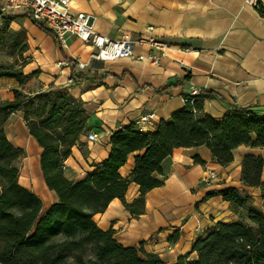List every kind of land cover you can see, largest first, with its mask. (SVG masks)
<instances>
[{
  "label": "crops",
  "instance_id": "obj_1",
  "mask_svg": "<svg viewBox=\"0 0 264 264\" xmlns=\"http://www.w3.org/2000/svg\"><path fill=\"white\" fill-rule=\"evenodd\" d=\"M255 9L245 0H69L73 11L92 16L93 29L116 40L145 36L168 44L158 63L137 58L98 60L95 48L73 35L58 43L52 34L40 29L28 17L17 16L14 28H25L29 62L23 73L38 70L27 85L33 88L69 87L81 99L88 115L81 146L74 145L65 159L67 178H80L104 160L110 151L109 137L120 128L135 124L143 132L156 130L161 120L181 108L188 95L207 89L220 98L205 99L204 112L219 120L229 105L247 107L264 115V0ZM134 53L147 56L160 53L148 43H137ZM88 80L71 77L72 63ZM18 82L0 78V102L13 98ZM151 113L139 123L142 115ZM6 138L22 148L18 183L33 191L43 208L57 200L43 179L40 168L41 148L27 130L23 113L16 110L3 124ZM94 132L95 141L86 134ZM137 153L128 155L119 169L128 177ZM246 154L264 157V147L239 145L228 165L218 164L205 146L177 147L163 162L166 178L161 186L148 190L144 211L131 215L118 198L112 199L93 219L102 230L113 229L115 239L124 246L142 247L157 254L165 264L191 252L194 240L211 231L218 221L238 220L244 210L256 208L264 213V200L258 188L245 186L240 179L241 161ZM197 155L204 164L196 163ZM205 167L214 168L218 179L200 182ZM261 179L264 180V168ZM226 187L244 189L249 199L239 207L219 194L209 192ZM139 195L131 182L125 192L127 201ZM176 236L173 239V236Z\"/></svg>",
  "mask_w": 264,
  "mask_h": 264
},
{
  "label": "trees",
  "instance_id": "obj_2",
  "mask_svg": "<svg viewBox=\"0 0 264 264\" xmlns=\"http://www.w3.org/2000/svg\"><path fill=\"white\" fill-rule=\"evenodd\" d=\"M0 50L8 58L0 62V78L18 82L13 98L0 102V264H165L155 253L142 247L124 246L114 230H102L93 219L109 202L118 198L133 216L143 213L145 193L161 186L166 178L163 162L174 148L205 146L220 165L233 160L239 145L264 147V115L247 107L229 105L221 119L204 112L205 99L220 98L211 90L201 89L188 95L184 105L168 120H161L153 132H143L135 124L114 131L109 137L108 156L80 178L64 174L65 159L79 137L88 130V115L81 99L69 87L33 88L28 81L38 70L23 73L29 62L23 30L13 31V16L0 15ZM36 25L49 31L41 24ZM72 63L73 80H88ZM21 110L29 135L41 148L40 168L46 186L57 200L43 208L41 199L18 183L20 159L26 153L6 138L3 124ZM136 152L128 177L119 169L129 154ZM196 163L204 164L199 156ZM264 157L246 154L241 161V182L258 188L264 200L261 179ZM138 185L139 195L125 199L128 185ZM244 207L249 194L244 189L226 187L209 192ZM175 235L173 239H175ZM190 253L172 264H264V213L248 208L233 222L218 221L214 228L198 236Z\"/></svg>",
  "mask_w": 264,
  "mask_h": 264
},
{
  "label": "built area",
  "instance_id": "obj_3",
  "mask_svg": "<svg viewBox=\"0 0 264 264\" xmlns=\"http://www.w3.org/2000/svg\"><path fill=\"white\" fill-rule=\"evenodd\" d=\"M69 0H0V15L28 17L35 23H41L55 40L64 45L65 36L73 35L85 44L95 48L93 57L98 60H114L119 58L147 59L152 63H158L163 51L168 44L152 37L139 36L132 39L124 36L120 39H110L105 35L96 32L91 24L92 16L82 11H73ZM245 3L255 9L260 7L259 0H245ZM137 43H148L160 53H153L147 56L134 53L133 47ZM84 62L78 61L77 67L83 68ZM185 101L188 98L184 99ZM151 113L140 117L139 123L147 121ZM97 135L88 132L86 139L95 141ZM218 179V172L211 167H205L200 182L210 183Z\"/></svg>",
  "mask_w": 264,
  "mask_h": 264
},
{
  "label": "rangeland",
  "instance_id": "obj_4",
  "mask_svg": "<svg viewBox=\"0 0 264 264\" xmlns=\"http://www.w3.org/2000/svg\"><path fill=\"white\" fill-rule=\"evenodd\" d=\"M1 18V17H0ZM15 19V18H14ZM15 26H13V24H11V22L9 23V28L13 31H19V30H23L24 31V34L26 36V31H25V28H23L22 26L20 28H14ZM25 55V53H24ZM8 58V56L5 54L4 50H0V62L1 61H4ZM21 160L20 159V163H21Z\"/></svg>",
  "mask_w": 264,
  "mask_h": 264
}]
</instances>
